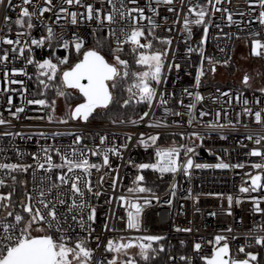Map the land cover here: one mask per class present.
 <instances>
[{
	"label": "built area",
	"instance_id": "built-area-1",
	"mask_svg": "<svg viewBox=\"0 0 264 264\" xmlns=\"http://www.w3.org/2000/svg\"><path fill=\"white\" fill-rule=\"evenodd\" d=\"M12 2L14 6L20 5L21 0H12ZM148 2L149 0H138V5H132L125 0L128 7H144L145 15L152 16L153 13L147 7ZM83 3L93 4L98 9L102 8V15L112 10V6L106 0L103 4L101 0H83ZM114 3L119 8V0H114ZM197 3L207 7L208 15L205 17V24L190 25V36L183 30L185 15H188L189 20L196 18L194 14H188L189 0H184L183 4L180 0H174L172 5H164L160 2L159 15L154 17L160 25L155 29V36L172 41L167 48L165 82L156 85L158 93L165 94L164 99L168 100V104L161 106L157 97L152 107L146 110L149 115L143 120L139 117L130 121L102 122L71 119L69 116L65 118L67 114L57 117L53 110L49 111L45 106L28 104L27 101L32 100L29 92L31 68L36 65L28 64L27 58L31 56L34 61L43 62L48 59L50 50L69 54L75 48L71 44L67 49L62 47L61 37L70 42L79 37L85 42L94 30H105L116 45L115 38L109 36V26L106 23L101 26L96 20L85 19L80 14L86 15V9L79 5H68L63 4L62 0H53L52 11L44 14L43 22L33 19L35 26L29 30L26 26L21 27L14 23L20 11L19 7L13 9L7 6V3L0 5V41L4 38L15 40L18 32L30 33L29 36L21 37V45H7L0 42V56L5 52L8 54V60L0 63V116L8 122L0 125V163L32 166L27 172H12L10 175L0 170V178L5 180L7 186L12 181L11 176L17 178L26 175L27 179L24 178L21 184L25 191L35 196L41 188L47 189L52 184L60 185L57 177L62 172H67L66 168L47 170L46 155L52 157L53 164H61V156L69 155L75 149L76 158H80L79 154L83 152L89 163L101 165L99 171L91 169L90 175L80 170H76L75 173L91 181L93 192L101 193L97 198L92 193L86 192L89 203L97 209V219L92 224L95 231L88 240V246L94 249L92 264H107V261L113 258V253L105 250L108 240L135 241L137 237L149 235L163 237L162 241L153 243L156 250L161 246L165 248L163 242L168 237L186 236L191 247L187 264H196L195 260L199 257H210L214 247H217L214 244L217 235L228 238L227 243L234 259H245V254L239 252L241 247L245 250H256L258 256L264 258V246L255 243L258 236H264V187L256 191H240L241 187L251 188V176L261 175V184L264 185V168L253 167L257 163L264 164V157L250 155L253 149L264 152V141L259 145L255 143L257 138L264 136V123H257L255 120L256 112H260L264 120V91L248 90L239 83L230 82L231 85H228V82L215 80L219 68H227L229 72L237 41L247 40L252 43L254 40H259L264 44V25L260 24L258 19L259 13L264 9L260 7L259 0H222L220 4H215V0H212L211 4L208 0H191V5ZM151 4L152 7H157V0H151ZM34 6L38 11L39 8L47 5L44 4V0H34ZM34 6L25 7L33 11ZM61 6L67 8L69 12L78 14L76 24L71 23L70 16L59 11ZM170 7L174 9L173 12L168 11ZM213 7L220 8L221 11L214 12ZM229 14L232 16L231 21L227 19ZM5 16L10 18L7 24L4 22ZM57 16L60 17L58 21ZM125 23L120 21L111 27L118 30L125 26ZM141 23L144 29L150 28L147 20ZM206 25L207 39L201 45L203 29ZM48 26L53 28L57 37L51 46H48L47 42L43 47L31 46L32 51L30 53L25 51L24 56L12 52L13 47H22L24 41L30 42V39L46 36ZM195 28H199L201 32L198 42L194 39ZM189 48L193 51L189 52ZM247 51L249 52V49ZM260 51L262 54L259 56L253 55L252 52L249 55L264 62V49ZM174 64H179L180 69L173 67L169 71L168 65ZM213 67L215 71L212 70ZM13 69H23L27 75L13 76L11 75ZM201 70L205 71L206 75L201 77L200 86L197 88L195 76ZM5 71L9 73L7 78L4 75ZM11 79L22 80L24 83L11 84L8 82ZM185 88L193 93L199 92L204 99L196 102L193 97L183 93ZM9 98L12 100L11 104L8 103ZM181 100L183 105L180 103ZM244 101H247V104ZM191 103H196V108L192 110L195 119L189 123V109L185 106ZM17 108H23L24 111L13 116L12 113H15ZM165 108L169 111L165 112ZM245 109H250L251 114ZM176 112L184 115H174L173 113ZM201 112L208 114L201 116ZM217 113L220 114L219 117ZM49 116L52 117L51 120ZM62 120H67V123H62ZM131 121L137 123L133 124ZM157 123H159L158 127L150 126ZM210 123L223 127L210 128L208 126ZM194 132L199 136H193ZM4 133L12 135H3ZM153 135H158L159 138L172 136V139L157 140L155 144L149 141L148 147L139 143L142 137L146 140ZM250 135L252 139H248ZM77 136L81 137L79 143H76ZM102 137H106L103 143H101ZM171 141L173 143H167ZM170 147L180 149L178 162L181 165L191 158L194 165H215L224 162L233 166L243 165V167L227 169L192 167L187 174L183 168L175 173L163 174L153 170L158 179L165 183L163 190L145 193L129 192L130 188L137 186L135 179L138 174L137 165L144 162L156 163L157 148ZM108 148H116L120 153L118 156L109 153L110 167L103 166V152ZM187 148H193L194 152L186 154ZM43 149H48V152L45 153ZM93 151L99 154L93 155ZM39 163H44L45 168H39ZM68 175L73 174L68 173ZM81 187H83L82 183ZM4 188H0V193ZM68 188L69 186L65 185L53 188L48 199L55 200L57 194L61 192L70 196ZM121 196L142 205L145 199L151 200L150 204L143 207L139 231L127 229L128 208L126 201L119 199ZM229 196L232 197L231 206L228 201ZM257 202L262 209L261 212L255 211ZM58 212L66 213L69 218L68 224H73L70 219L72 213L67 212V205H58ZM105 224L108 225V229L114 230H106ZM73 227L75 231L71 232L70 242H76L77 236H87V233L81 231L78 226L73 225ZM177 229L181 230L177 231ZM49 234H54V238L59 236L54 229L50 230ZM96 237L99 239L97 240ZM197 243L202 246L199 252L194 249ZM142 263L143 261L140 264Z\"/></svg>",
	"mask_w": 264,
	"mask_h": 264
},
{
	"label": "snow or ice",
	"instance_id": "snow-or-ice-1",
	"mask_svg": "<svg viewBox=\"0 0 264 264\" xmlns=\"http://www.w3.org/2000/svg\"><path fill=\"white\" fill-rule=\"evenodd\" d=\"M106 2L112 6V10L107 14L102 15V8H95L93 4H84L83 0H62L63 4L68 5H79L86 9V15L81 13L88 21L96 20L101 26H104L105 23L109 26V36L114 37L116 41V47L111 50V54L114 59V63H110L103 54L98 49H89L83 52L82 59L79 62L75 63L74 66L70 67L68 70L63 71L61 76V82L64 86L69 89L76 90L79 95L83 98V102L77 104L74 108L69 109V118L71 119H82L87 121L90 116L97 111V109H108L110 105L116 102V97L113 94V90L116 89L126 78H129L130 75L134 79V82L127 87V92L129 93L128 99L123 101L124 107H127L133 99L136 103H146L149 108L152 107L154 99L159 97L160 105L164 106L168 104V100L164 99V93H158L157 88L153 87V82L155 85H161L165 82L164 70H165V60L167 58V51H153V40H158L162 44L171 45L172 41L170 39L159 38L155 36V29L160 25L157 24L154 19L155 16L159 15L158 5L162 2L164 5H172L174 0H157V7H152L151 0H149L147 7L148 10L153 13L152 16L145 15L144 7H128V4L125 3V0H119V8L114 3V0H106ZM183 4L184 0H180ZM222 0H215V4H220ZM7 3V6L19 7L20 11L14 23L21 27L27 29H32L35 25L33 19L37 21H42V18L45 13L51 12L54 5L53 0H44L45 7H41L35 10L34 0H21L20 5H13L12 0H0V5ZM101 3H104V0H101ZM128 3L132 5H138V0H128ZM208 3L211 4L212 0H208ZM188 14H194L195 19L189 20L188 15L184 17L183 30L191 35L190 25H202L205 24V17L208 15V9L205 5L197 3L196 5H191V0H189ZM26 5H33L34 10L29 11ZM259 5L264 9V0H259ZM60 12L66 13L71 17V23L76 24L78 14L76 12H69L67 8L60 7ZM169 12H173V8H168ZM214 12L221 11L220 8L213 7ZM226 11V10H225ZM119 19H118V18ZM60 19L57 16V21ZM166 19V18H165ZM227 19L232 20V16L229 14ZM259 22L264 25V11L259 13ZM10 18L8 16L4 17V22L7 24ZM147 20L150 28L145 33L144 26L142 21ZM120 21H125V26L120 27L118 30L111 27L113 24H117ZM210 23V22H209ZM171 29H169L170 31ZM204 36L201 39V45L206 41L208 34V26L206 25L203 29ZM29 32H18L17 38L15 40L4 38L2 43L7 45H21V37L29 36ZM150 36L152 39H148ZM62 40V47L65 49L69 48L70 44L74 46L77 53L84 46V42L79 37H76L73 41ZM142 39L144 42H142ZM57 40L56 34L51 26L47 27V35L41 37L40 39H30L29 41H24L22 47H13L12 52L18 53L20 56H24L25 51L29 53L32 51L31 46L43 47L46 42L48 46L52 45V42ZM127 44L130 46L132 53L137 54L135 62L136 64L142 66L145 70L130 73L129 64L125 59H121L120 53L124 51V45ZM261 49H264V44H261L259 40L253 42L252 54L261 55ZM189 52H192L193 49L189 48ZM201 55H203V50L201 49ZM8 60V54L5 52L3 56H0V63H4ZM211 63V58H209ZM28 64L36 65L38 71V77H46L45 79H39V83L44 86V88L50 87L49 83L46 81H53L56 78L59 65L67 64L68 59L64 57L59 59L58 64L53 63L52 59H45L43 62L34 61L31 56L27 58ZM177 70L180 69L179 64L168 65V70L172 68ZM215 71V68L212 69ZM17 74L27 75L23 70L13 69L11 75L15 76ZM5 77L9 76V73L5 71ZM204 75L203 70L197 72L195 76V87L200 86L201 77ZM249 77L245 75L244 83L247 85ZM11 84H23L22 80L11 79L8 81ZM264 91V89H261ZM183 93L189 97H193L196 102H200L204 99L199 92L193 93L189 91L188 88L183 89ZM57 95L59 96H70L71 93H65L63 90H58ZM28 104H36L41 106H47V101L45 99L39 100H29ZM8 103L11 104L12 100L9 98ZM183 105V101H180ZM247 104V101H244ZM52 110L55 111V101L52 102ZM189 109L188 115L190 117L189 123L192 122L195 117L192 115V110L196 108V103H191L186 105ZM23 108H17L15 113H12L13 116H16L17 113L23 112ZM169 110L165 108V112ZM246 112L251 114L250 109H245ZM174 115L180 116L184 115L183 113L176 112ZM208 113L201 112L200 115L204 116ZM149 113L145 112L141 116V120L144 117L148 116ZM217 113V117H219ZM51 120L52 117L49 116ZM255 120L257 123H264L262 120L261 113H255ZM62 123H67V120H62ZM133 124L137 121H131ZM8 123L5 121L2 116H0V125ZM150 126H159V123L156 125ZM210 128L223 127V125L209 124ZM3 135H12L11 133H4ZM193 136H199L198 133H192ZM81 137H76V143L80 142ZM106 137L101 138V143L104 142ZM130 139V137H129ZM159 139L158 135L149 136L146 140L142 137L139 143L143 144L145 147L149 146V141L151 144H155ZM248 139H252V136H248ZM261 141H264V136H260L255 140V143L259 145ZM45 153L48 152V149H43ZM194 152L193 148H187L185 153ZM109 153L113 155H120L118 149L108 148L103 152V166H109ZM180 149L176 147L170 148H157L156 157L157 162L153 164L142 163L137 165L141 170L143 169H152L158 171L161 174L166 172L175 173L180 168H183L185 174L188 173V170L192 167L195 168H229V167H243V165H229L228 163L220 162L215 165L207 164H193V160L188 158L186 163L183 165L179 164ZM93 155L99 154L96 151L92 152ZM252 156H261L264 157V152L260 149H253L250 153ZM76 150L73 149L72 153L69 155L61 156V164H53L52 157L46 155L45 162L48 164V169L60 168L67 169V172H62L57 179L60 181V185L69 186L68 191L70 196H67L65 193H58L55 200L48 199V196L51 194L52 189L59 187L60 185L52 184L47 189L41 188L37 195L25 192V199L19 201V205L23 213H27V218L20 212L7 211V217H12V221H8L6 217L0 218V264H92L94 249L88 246V240L91 237L95 229L92 227V224L95 223L97 219V209L86 198V192L92 193L95 197L101 195L100 192H93L91 186V181L85 179L84 177L75 174L76 170H80L88 175L91 174V169H96L99 171L101 165L95 163H89V160L84 157V153L79 154L80 158H76ZM35 158V157H34ZM32 167L31 165H23L16 163H0V170H4L6 174L10 175L12 172H27L28 169ZM38 167L41 169L45 168L44 163H39ZM256 169L264 168V164L257 163L253 165ZM68 173H72V176H69ZM13 183L16 182V177L11 176ZM103 180V177H101ZM144 180V177L137 176L135 188H130L129 192L132 193H145L150 192L151 189L140 186V182ZM262 176L255 175L251 176V188L241 187V192L256 191L260 187H264L261 184ZM81 183L83 187H81ZM6 187V182L3 178H0V188ZM112 187H115V180L113 181ZM174 195V193H173ZM13 192H8L7 194L0 193V207L5 209L12 207ZM121 201H126L127 204V220L126 227L127 229H134L139 231L141 227V214L143 211L144 205L150 204V199L144 200V205L133 202L132 200H126L125 197L121 196L119 198ZM70 201V202H69ZM229 205L231 206L232 197H228ZM110 202V201H109ZM58 205H67V212L72 213L70 219L73 224H68V215L66 213L58 212ZM256 212H261L262 209L259 207L257 202L255 207ZM230 214V213H229ZM214 215V214H213ZM67 225V227H65ZM73 225H76L80 228L81 231L87 233V236H77L76 242L74 244L70 243L72 240L71 232L75 231ZM104 228L108 229V225L105 224ZM55 230V233H59L57 238H54V234H49L50 230ZM181 229H177L180 231ZM42 232L43 235L34 236L32 232ZM184 231H191V229H184ZM230 232L231 229L229 228ZM98 240L99 237H96ZM123 239V238H121ZM163 239L160 236H143L137 237L136 240H127V242H115L113 240H108L105 250L107 252L114 253L112 259L107 261V264H118L120 254L128 256V250L132 248H138V255L145 262L149 261L150 254L155 253L157 250L153 248V242H157ZM227 237L224 235H217L214 238V244L217 247H214L213 252L210 257H202L205 264H250L252 261H257V255L252 253H245L244 247L239 249V252L245 253L247 259L237 260L232 258L230 255L229 244L227 243ZM146 241V243H145ZM221 242H224L221 244ZM255 243L261 246H264V236H258L255 240ZM99 247V244L97 245ZM201 244L197 243L194 245V249L199 252L201 249ZM159 251H164V248L161 246ZM181 260H186V257H181ZM119 264H136L134 259H125L119 261Z\"/></svg>",
	"mask_w": 264,
	"mask_h": 264
},
{
	"label": "trees",
	"instance_id": "trees-1",
	"mask_svg": "<svg viewBox=\"0 0 264 264\" xmlns=\"http://www.w3.org/2000/svg\"><path fill=\"white\" fill-rule=\"evenodd\" d=\"M148 29H145V33L147 35ZM201 37V32L199 28L194 29V39L195 42H198V40ZM148 39H152V37L148 36ZM142 42L143 39H142ZM116 45L110 40L105 30H94L91 32L89 38L87 41L84 42L83 48L80 50L79 53L76 52V50L71 51L69 54H65L63 52L57 51L54 52L53 50H50L48 52V59H52L53 63H57L59 59H63L64 57H67L68 63L59 65L57 75L55 80L53 81H46L49 83L50 87L44 88L43 85L39 83V79H45L46 77H38V71L36 66H33L31 68V79L29 82V92L30 97L32 100H39V99H45L47 101V106H45L49 111L52 110V102L56 101V99L59 97L57 95L58 90H63L65 93H69L67 91V87L64 86L61 82V76L63 71L68 70L70 67L74 66L75 63L79 62V60L83 56V52L87 51L89 49H98L101 54L105 56V58L108 61H114L113 56L111 54V50L114 49ZM168 45L162 44L158 40H153V51L159 50V51H167ZM135 53H132L130 50L129 45H124V51L120 53L121 59H125L128 61L129 64V72L130 73H136L140 71H144L145 69L136 64ZM229 72H234V66H230ZM134 82V79L131 77L126 78L125 81H123L116 89L113 90V94L116 97V102H114L112 105L109 106L108 109H104V111L100 113H93L92 116L89 117L90 120L93 121H130L137 119L141 117L146 110L148 109V105L146 103H136L135 99L127 106L124 107L123 101L125 99H128L129 93L127 92V87L131 85ZM211 83H213L211 81ZM215 83V82H214ZM228 85H231L230 82H228ZM153 87H156L155 83L153 82ZM65 101L68 108H74L77 104L83 102V98L80 95H70L65 97ZM67 116H69V113H67ZM172 139V136H161L158 140L162 141L164 139ZM168 144L173 143L167 142ZM149 161V159H148ZM142 176L144 177V180L140 182V186L146 187L151 189L150 192H157L163 190L164 182L160 181L158 177L156 176L155 172L151 169H144L142 171ZM26 178V175H20L16 178V182L13 183L11 181L7 186L3 189L2 194H7L8 192H13L12 196V207L10 208H3L0 207V218L6 217L8 221H12V217H7V211H13L15 214L16 212H20L27 218V213H23L22 209L19 205V201L22 199H25V191L21 181ZM27 179V178H26ZM6 213V214H5ZM74 244L75 242H70ZM164 251L157 250L155 253L150 254L149 261L145 262L143 260L142 264H175L174 262H177V259H179L178 263L187 264L188 258L191 254V247L189 239L186 236L182 235H174L171 237H168L164 240ZM249 250H245V253H247ZM256 251V250H253ZM244 253V254H245ZM181 257H186V260H181ZM196 264H205L203 262L202 258H197L195 260ZM259 264H264V258L262 256H259Z\"/></svg>",
	"mask_w": 264,
	"mask_h": 264
},
{
	"label": "rangeland",
	"instance_id": "rangeland-1",
	"mask_svg": "<svg viewBox=\"0 0 264 264\" xmlns=\"http://www.w3.org/2000/svg\"><path fill=\"white\" fill-rule=\"evenodd\" d=\"M254 41H252V43H250L247 40L237 41L235 45L234 58L232 60V66H234V72L232 73L227 72V68L224 69L219 68V74L216 76L215 80L223 81V82L239 83L243 85L244 88L253 91H261V89H264V62L262 60L252 58L249 55V53L252 52ZM246 44L248 45V47ZM247 49H249V52L247 51ZM109 62L114 63L115 61H109ZM203 73H204L203 76L205 77L206 72L204 71ZM245 75L249 76V81L247 85L243 82L244 80L243 78ZM67 91L72 95H79V93L76 90L67 88ZM54 107H55V111L53 112L54 114H56L57 117H62L65 114L69 113L70 108L67 107L65 96H59L55 101ZM102 111H104V109H97L96 113H100ZM67 117L68 116H66L65 118ZM144 163H148V162H144ZM143 170L138 168V174L136 175L135 179L137 178V176L142 175ZM43 234L44 233L42 232H36V231L32 232V235L34 236H39ZM112 240L121 243L127 242L126 240H119V239L116 240L112 239ZM153 248L155 247L153 246ZM138 252H139L138 248L129 249L128 256H124L123 254H120L119 261L131 258L136 261V264H140L143 261V259H141V257L138 255ZM249 252L257 255V261H252L250 262V264H259L258 253L253 250H249L247 253ZM114 255L116 254L113 253V256ZM245 259H247L246 255H245Z\"/></svg>",
	"mask_w": 264,
	"mask_h": 264
},
{
	"label": "water",
	"instance_id": "water-1",
	"mask_svg": "<svg viewBox=\"0 0 264 264\" xmlns=\"http://www.w3.org/2000/svg\"><path fill=\"white\" fill-rule=\"evenodd\" d=\"M82 59V58H81ZM248 76V75H247ZM163 239H161L160 241H162ZM157 242H159V241H157ZM157 242H153V243H157ZM230 255H231V250H230ZM204 261V260H203Z\"/></svg>",
	"mask_w": 264,
	"mask_h": 264
},
{
	"label": "flooded vegetation",
	"instance_id": "flooded-vegetation-1",
	"mask_svg": "<svg viewBox=\"0 0 264 264\" xmlns=\"http://www.w3.org/2000/svg\"><path fill=\"white\" fill-rule=\"evenodd\" d=\"M245 77V76H244ZM249 77V76H248ZM244 79V78H243Z\"/></svg>",
	"mask_w": 264,
	"mask_h": 264
}]
</instances>
